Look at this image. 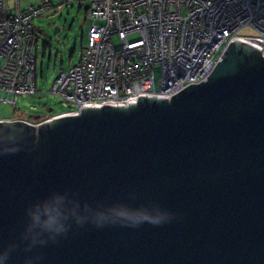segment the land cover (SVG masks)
Masks as SVG:
<instances>
[{"label":"water","instance_id":"95a60500","mask_svg":"<svg viewBox=\"0 0 264 264\" xmlns=\"http://www.w3.org/2000/svg\"><path fill=\"white\" fill-rule=\"evenodd\" d=\"M261 51L171 100L0 121V264H264Z\"/></svg>","mask_w":264,"mask_h":264},{"label":"built area","instance_id":"2783aa9c","mask_svg":"<svg viewBox=\"0 0 264 264\" xmlns=\"http://www.w3.org/2000/svg\"><path fill=\"white\" fill-rule=\"evenodd\" d=\"M0 0L1 104L37 93L38 37L33 21L81 0ZM94 22L80 60L57 77L51 92L67 109L35 126L81 113L84 105L140 95L168 96L206 81L236 39L262 48L264 0H89ZM97 21H102L98 23ZM244 28L255 35H241ZM139 34L133 40L129 36ZM119 40V47L115 45ZM156 67L160 69L157 78ZM0 121H7L0 117Z\"/></svg>","mask_w":264,"mask_h":264},{"label":"rangeland","instance_id":"374dc122","mask_svg":"<svg viewBox=\"0 0 264 264\" xmlns=\"http://www.w3.org/2000/svg\"><path fill=\"white\" fill-rule=\"evenodd\" d=\"M25 2L27 3L28 0ZM11 3L10 0L9 6ZM80 3L81 5L73 1L65 5L54 17H50L49 15L53 12H49L33 21L38 37L37 93L19 96L16 105L2 103L0 115L2 119L40 121L67 109L61 98L53 94L51 89L62 71L68 70L79 62L80 55L86 47L89 27L94 19L86 12L89 0H81ZM56 27L59 31L55 34ZM239 34L255 35L256 33L250 28H244ZM138 37L139 34H135L129 36V39ZM115 45L119 47L117 38H115ZM155 71L158 78L160 69L156 67ZM49 108H52L51 112Z\"/></svg>","mask_w":264,"mask_h":264},{"label":"clouds","instance_id":"9594fccd","mask_svg":"<svg viewBox=\"0 0 264 264\" xmlns=\"http://www.w3.org/2000/svg\"><path fill=\"white\" fill-rule=\"evenodd\" d=\"M153 224H159L158 222H156V223H153Z\"/></svg>","mask_w":264,"mask_h":264}]
</instances>
